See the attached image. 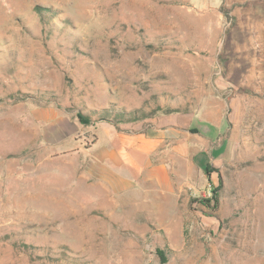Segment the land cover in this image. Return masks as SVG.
<instances>
[{
  "label": "rangeland",
  "instance_id": "rangeland-1",
  "mask_svg": "<svg viewBox=\"0 0 264 264\" xmlns=\"http://www.w3.org/2000/svg\"><path fill=\"white\" fill-rule=\"evenodd\" d=\"M105 109L199 118L218 166L121 183ZM0 264H264V0H0Z\"/></svg>",
  "mask_w": 264,
  "mask_h": 264
},
{
  "label": "crops",
  "instance_id": "crops-1",
  "mask_svg": "<svg viewBox=\"0 0 264 264\" xmlns=\"http://www.w3.org/2000/svg\"><path fill=\"white\" fill-rule=\"evenodd\" d=\"M198 119L188 116L183 122L170 125H162L158 119L118 125L102 121L93 125L96 134L90 152L95 159L119 169L121 183L130 187H147L150 184L163 193L174 192L176 185L169 170L170 161L165 153L161 156L163 149L170 148L181 158L192 160L202 172H207L209 166H218L216 162L220 161L217 156L222 144L208 148L221 140V134L215 133L210 137V133L204 131L205 129H195L194 124ZM201 130L204 132L201 139L192 133L195 131L202 134ZM201 152H214L215 156L206 162L200 159ZM209 174L208 182L216 185L217 173L211 171ZM140 182L143 185L139 184Z\"/></svg>",
  "mask_w": 264,
  "mask_h": 264
},
{
  "label": "trees",
  "instance_id": "trees-1",
  "mask_svg": "<svg viewBox=\"0 0 264 264\" xmlns=\"http://www.w3.org/2000/svg\"><path fill=\"white\" fill-rule=\"evenodd\" d=\"M96 113V112H95ZM113 112L105 109L103 111H101V113H98L100 116L97 117L96 119H93L91 115H85L82 113H77L76 118L78 119L79 123L83 126H88V125H93L94 123H99L102 121H109L114 123L115 125H118L120 123H132V122H136V121H140L141 118H133L130 120H124V118H122L124 115L120 114H112ZM138 113V112H137ZM112 116V118L110 117ZM127 116V114H125V117ZM117 118V120H116ZM122 118V119H120ZM162 256H164V253L162 251L159 252Z\"/></svg>",
  "mask_w": 264,
  "mask_h": 264
}]
</instances>
